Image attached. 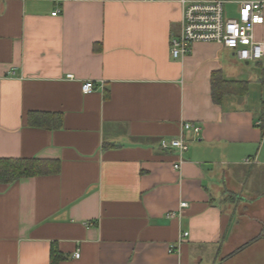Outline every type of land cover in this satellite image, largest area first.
I'll return each mask as SVG.
<instances>
[{
  "label": "crops",
  "instance_id": "1",
  "mask_svg": "<svg viewBox=\"0 0 264 264\" xmlns=\"http://www.w3.org/2000/svg\"><path fill=\"white\" fill-rule=\"evenodd\" d=\"M182 13L0 0V158L48 162L0 184V264H264V61L216 42L173 58ZM182 133V158L161 148Z\"/></svg>",
  "mask_w": 264,
  "mask_h": 264
},
{
  "label": "built area",
  "instance_id": "2",
  "mask_svg": "<svg viewBox=\"0 0 264 264\" xmlns=\"http://www.w3.org/2000/svg\"><path fill=\"white\" fill-rule=\"evenodd\" d=\"M180 2L183 8L181 29L174 32L171 37L173 58L188 56L197 43L216 42L235 51L242 61H264V40L256 36V28L264 26V0L238 1L239 8L234 16H230L226 10L228 0H180ZM82 89L85 93H90L95 89V84L93 81H87ZM183 129L193 131L196 135L202 130L200 125L192 122H185ZM161 148L176 150L182 158L189 149V143L182 133L179 137L163 139ZM182 163L183 159L175 163L174 167L180 169ZM187 206L188 203L185 201L180 205L181 209ZM188 235L189 232H184L177 244L170 245L169 251L175 252ZM75 257L79 258L80 253L76 252Z\"/></svg>",
  "mask_w": 264,
  "mask_h": 264
},
{
  "label": "trees",
  "instance_id": "3",
  "mask_svg": "<svg viewBox=\"0 0 264 264\" xmlns=\"http://www.w3.org/2000/svg\"><path fill=\"white\" fill-rule=\"evenodd\" d=\"M215 101H219L218 96L216 97ZM260 127L262 128V131L264 133V105ZM47 163V161L34 158H0V184L8 185L23 178L33 177L46 173L48 167ZM253 241L254 240L250 241L246 245H249ZM54 263H58L55 258Z\"/></svg>",
  "mask_w": 264,
  "mask_h": 264
},
{
  "label": "rangeland",
  "instance_id": "4",
  "mask_svg": "<svg viewBox=\"0 0 264 264\" xmlns=\"http://www.w3.org/2000/svg\"><path fill=\"white\" fill-rule=\"evenodd\" d=\"M225 7H226V10L229 11V13H230L229 15H230V16H234V15H236V14L233 13L232 11L230 12V10H234V9L236 8L235 5H232V4H231V5H230V4H226ZM263 29H264V28H262V30H263ZM263 33H264V32H263ZM253 64H254V63H253Z\"/></svg>",
  "mask_w": 264,
  "mask_h": 264
}]
</instances>
